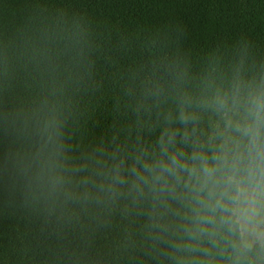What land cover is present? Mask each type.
I'll use <instances>...</instances> for the list:
<instances>
[{
    "label": "clouds",
    "instance_id": "9594fccd",
    "mask_svg": "<svg viewBox=\"0 0 264 264\" xmlns=\"http://www.w3.org/2000/svg\"><path fill=\"white\" fill-rule=\"evenodd\" d=\"M0 5V212L38 264H264V54L242 36L194 67L185 28L117 34L137 58L89 139L111 43L83 11ZM111 50H109L110 52ZM111 59V55L108 56Z\"/></svg>",
    "mask_w": 264,
    "mask_h": 264
},
{
    "label": "trees",
    "instance_id": "16d2710c",
    "mask_svg": "<svg viewBox=\"0 0 264 264\" xmlns=\"http://www.w3.org/2000/svg\"><path fill=\"white\" fill-rule=\"evenodd\" d=\"M32 0H0L10 13L6 19L18 22ZM51 5L83 11L94 18L107 37L105 52L98 64L102 92L90 101L96 109V120L90 125L89 139L102 136L110 124L130 123L123 113L114 111L120 99L123 81L120 76L137 58L114 47L117 34L170 30L174 25L185 28L180 43L194 58V67L213 48L231 46L246 36L264 54V0H46ZM109 50H111L109 52ZM111 55V59L108 56ZM8 144L0 137V155ZM40 257L32 243L29 226L12 215L0 212V264H38Z\"/></svg>",
    "mask_w": 264,
    "mask_h": 264
}]
</instances>
